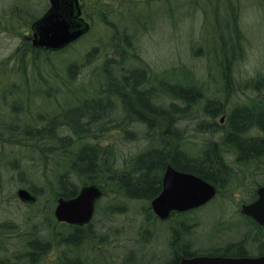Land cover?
Segmentation results:
<instances>
[{"label": "trees", "instance_id": "trees-1", "mask_svg": "<svg viewBox=\"0 0 264 264\" xmlns=\"http://www.w3.org/2000/svg\"><path fill=\"white\" fill-rule=\"evenodd\" d=\"M15 1L10 4L16 7L12 8L14 12L12 15L23 21L28 20L23 16L24 6L28 9L31 1L19 0L21 4L18 9ZM263 1L258 0L264 18ZM243 2V0L167 2V9H170L172 15L168 21L171 25L181 24L184 27L185 19L189 18L191 4L196 11L195 16L201 13L202 18L200 17L197 23L189 18V23L194 24V27L189 25L187 32L179 35L186 37L184 44L187 46L189 56L190 54L192 56H187L186 60L182 61L173 50L169 66L160 70H156L145 56H141L135 50L136 40L146 34L144 32L146 28L143 26H140L137 32L129 33L132 34L129 40L128 36L119 38L114 32L107 36L109 32L104 28L95 29L96 23L113 24L111 18L117 15L112 12L111 7H106L104 0H91V4L88 0H82L84 12L93 7L96 11L95 14L86 15L92 21L93 28L84 37L93 33L88 39L91 42L95 37L106 36L110 39L108 49L112 51L111 55L103 57L101 52L97 54L98 46L93 45L85 51L82 58L70 53L72 60H68L67 57L57 60V56L67 53L68 48L78 41L55 52L35 48L29 40H23L15 54L18 61L13 70L0 65V142L5 145L4 143L11 140L14 145L24 146L22 148L31 149L36 154L41 153L46 168L50 159L52 160L51 163L54 165L52 172H58L55 173L57 177L49 181L53 196V203H50V206L54 204L57 196L65 198L76 196L80 187L86 184H96L102 188L105 197L110 195L114 201L109 206L117 203L121 193L127 199L149 201L148 177L158 175L160 166L157 163L168 158L180 159L183 156L186 159L225 160L227 153H236L237 158L245 162H259L264 158V73L249 80L245 85V88L251 89L255 94L252 97L248 96L250 103H239L229 112L226 109V102L233 95L236 85L234 71L238 62L245 57L247 46L250 44L240 24ZM29 13L28 11L31 26L45 12L34 16ZM147 34L153 35L152 32ZM178 34H181L179 29ZM24 52H28L26 57ZM130 54L136 58L130 59ZM191 58L194 63L202 60L205 70L199 66L188 65ZM175 61L190 67L186 75L176 74L174 70L169 72ZM86 65L92 66L88 72L84 70ZM38 69L39 74L36 72ZM28 72H31L32 77H28L31 84L26 82L28 78L25 79L26 75H29ZM139 73L141 76L137 77ZM206 76H211L214 81L218 76L219 82H215L214 88L205 80L202 81ZM94 82L97 85L94 86ZM208 92L214 96L205 97L204 94ZM64 94L67 95V99L62 98ZM34 99H40L43 105L38 104L41 109L37 112L34 110L32 116L26 117L33 110L30 102ZM198 104H203L202 119L197 122L195 129L199 133L208 132L209 137L205 141L206 146L198 149L200 154L192 155L186 148L180 146L186 130H180L178 125L179 121H184L182 118L187 117L185 115L189 108ZM51 105L58 111H53ZM220 115H223L221 119L225 120L224 126L216 122ZM192 116L193 114H190L188 117ZM136 127L145 129L144 136L140 138L138 134L136 136V132L133 131ZM158 128H163L161 137ZM109 129L122 131V138L127 141L133 140L136 136L147 145L135 156H125L123 163H120L118 148L111 147L108 143L103 144L102 141L104 131ZM257 130L261 133L249 136ZM220 135L222 137L219 140L214 139ZM220 163L211 162L203 167L188 164L184 168L203 177L201 170L206 167L212 176L219 177L222 171ZM135 175H138L139 179L132 181L130 176ZM45 176L49 178L46 173ZM77 178H80L81 186L76 182ZM28 186L30 191L40 198L42 185L28 182ZM49 210L48 217H51L53 216L51 207ZM28 216L32 221V214ZM7 224L0 223V239L1 228ZM55 224L65 226L57 221ZM36 226V224L32 226L33 233ZM3 228L6 231L11 230ZM65 228L69 231L65 230L66 234L60 238V243L64 242L63 255L52 264H103V258L99 255L90 256L79 250L85 235L82 230L77 228L73 239L70 237L71 228L67 226ZM37 242V236L30 238L26 245L28 255L22 256L18 252L11 261L0 258V264H39L38 252L42 248L45 252L51 246L49 242L43 244ZM3 255L4 249L0 246V256Z\"/></svg>", "mask_w": 264, "mask_h": 264}, {"label": "rangeland", "instance_id": "rangeland-1", "mask_svg": "<svg viewBox=\"0 0 264 264\" xmlns=\"http://www.w3.org/2000/svg\"><path fill=\"white\" fill-rule=\"evenodd\" d=\"M30 1L31 2L29 3V8L27 9L26 6H24V15L22 14L24 18L28 20L23 21L22 19H18L12 15V8L16 7H12V5L10 4H13L14 0H0V65H2L3 68L5 66L6 68L8 67V70H13L12 68L16 66L18 59L15 54L22 45L23 40H26V36H28L32 32L31 26L29 24L31 19L28 18V11L30 12L29 14L33 16L37 15L38 13H40L39 15H41L42 13L46 12V10L50 6L49 0ZM184 1L186 0H179V3ZM243 1L244 9H242L240 24L241 28L244 31V34L247 36L246 40H249L250 44L247 46L245 57L238 62L234 71L236 85L233 95L226 102V109L228 112L233 109V106L239 103L242 104L251 102L248 96L252 97L255 96V94L251 89L245 88V85L249 80L254 79L259 74L264 73V18L262 17V10L259 7L258 0ZM19 4H21L19 0H16L15 5H17V9L20 6ZM141 4L143 3H131L128 5L134 6ZM190 4L191 3H188V5ZM262 4L264 5V1ZM152 9L153 12L150 15L147 13L144 14L142 23H140L139 26H148L149 21L150 26L154 29L152 31L153 35H144L143 38H138L134 45L136 47V52L141 56H145L146 59L154 65L156 70H160L162 67L169 66V63L172 60L173 50H175L176 54L179 55L182 61H185L187 56H189L186 50L187 46L184 44V40L186 37L179 35H184L187 32L189 25H192L194 27V24L189 23V18L194 19L197 23L199 21V18H202V16L200 15L201 13H198V16H195L196 11L194 10V6L192 7L191 4L190 12L188 14L189 18L185 19L186 21L183 27L181 24H178L177 26H175L174 24L171 25L168 21L171 19L172 15L167 14V11L164 8L158 9L153 7ZM95 13L96 11L94 7L88 8L87 12H83V17L87 18L86 15ZM100 18L102 17L100 16ZM125 19H128V17H125ZM24 22L26 23V25H23ZM202 24L204 25V21L202 22ZM103 25L104 24L96 23L94 27L96 26L95 29L98 30L101 27L103 28ZM177 29H179L181 34L177 35ZM91 35H93V33L86 35V37L83 36L84 38L81 37L82 39H79L78 42L68 48L67 53L63 54L62 56H57L56 59L59 60V58L67 57L68 60H72L73 58H70L69 56L70 53L73 54V56H79V58H82V55L85 53V51L90 49V47H92L93 45L98 46L97 54L101 52L103 57L112 54V51L108 49V47L110 46L109 38H106V36L105 38H103L104 36L101 35L99 38L95 37V40L92 39V41L90 42V40L88 39L91 38ZM118 35L119 38H123L120 33ZM130 37H128L127 39L129 40ZM117 40L119 41V39ZM190 45H192V43H190ZM77 52H80V54L77 55ZM24 54V56L26 57L28 52H24ZM191 56L192 55L190 54L189 57ZM135 58L136 57L130 54V59ZM7 60L10 61L6 63ZM190 62H187L188 65L190 64L193 67L199 66L203 71L205 70V65L203 64L202 60L195 63L194 60L192 61V63ZM3 63H5L6 65ZM91 68L92 66L88 67L86 65L84 70L88 72L91 70ZM189 68L190 67L186 66V64L182 65L175 61L171 65V69H169V72L174 70L176 74L186 75ZM59 70L60 68L58 67V72ZM38 71L39 69L36 71L37 74H39ZM215 73L217 74L218 72ZM28 74L29 75H26L25 79L28 77H32L30 75L31 72H28ZM87 75L89 74L87 73ZM219 75L220 74L218 73V76ZM139 76H141L140 73L137 75V77ZM218 76L216 77L215 81L211 76L202 78V81L205 80L209 83L210 86H212L211 88H214L215 82H219ZM26 82L31 84L29 78L26 79ZM95 85H97L96 82H94V86ZM77 91L82 92L81 90ZM204 96L212 98L214 94L208 92L206 95L204 94ZM62 98L67 99L68 97L66 94H64ZM34 100L30 102L33 110L26 117L32 116L34 110H36L37 112L41 109L39 105H43L40 99ZM167 102L169 101L167 100ZM52 105L51 107L53 111H58V109ZM202 108L203 104H198L195 107L192 106L191 108H189L187 115H185L187 117L182 118L184 119V121H179L178 125L180 126V130H186L185 138L183 139V141H181L180 146L182 148H186V150L192 155H196L198 153V149H200V147L205 144V141L209 137L208 132L199 133L197 129H195L197 128V122L202 119ZM190 114H193L191 118L188 117ZM222 116L223 115H220L216 119V122L220 126L225 125V120L221 121ZM133 131L136 132V136L137 134L139 135V138L141 136H144V132H146L144 128L140 129V127H136L135 129H133ZM157 131L161 137L163 128H158ZM259 133L261 132L257 130L256 132L250 133L249 136L258 135ZM122 135V131L109 129L107 131H104L102 140L103 144L108 143L111 145V147L118 148L117 150L119 152L118 154L120 155V163H123V158H125V156L129 155L133 157L147 145L145 143H142V139L140 140L136 138V136L133 138V140L127 141L122 138ZM221 137L222 135L217 136V139H214L219 140ZM2 143L0 142V223H8V226L6 225L3 227H7L11 230L6 231L3 227L1 228L2 243L0 239V246L2 247V249H4V255L0 256V258H3V260L11 261L16 257L18 252L22 256L28 255V249L26 248L28 240H30V238L32 237L37 236L38 238H41L43 240V243L49 242L51 246L48 247L45 252L42 250L43 248L38 252V255L40 256L39 264H52L59 259L60 255H63L62 252L64 249V245L62 244L64 242L60 243V238L64 237V235L66 234L65 230L69 231L67 228H65V226L56 225L54 216L48 217L50 215V203L53 202V196L51 194L52 192L50 191L52 189V186L51 184H49V181L50 179L55 178V173H57L58 171L52 172V168L54 165L51 163V159L46 168L43 161L44 157L41 153L36 154V152H32L31 149L29 150L28 148H22L24 146L20 147L18 145H14L11 140H9L8 143H4L5 145H3ZM226 156L227 158H237L236 153H227ZM263 160L264 158L259 160V162L255 164H263L260 163V161ZM257 165L248 163V165L243 168L244 170H246L244 174L250 177L248 180L253 177H255L256 180H262L260 176L251 173L252 168H260ZM261 168L262 170H264V167ZM45 173L46 175L48 174L49 178L45 176ZM28 182H36L38 186L39 184L42 185V194L40 195V198L38 197V201H36L33 205L26 206L22 202H19L17 191L21 188L30 191V189L28 188ZM76 182L81 186L80 178H77ZM118 197L120 201H124V204L127 205V213L120 215V213H118V211L116 210H106V207H108L109 204L114 201L110 195H108L106 198L100 199L97 203V211L94 219L93 230L83 233V235L85 234V236L83 237L81 249L79 248V250L84 251L90 256L94 255L95 257H97L99 255L103 258H100L102 259L103 264H124L125 262L128 264H138L139 261H136V263L127 261V256L130 254V250L134 249L138 254L144 252L146 256L143 260L140 259L141 261L139 264H164L163 262L158 261L148 262V248H144V244L133 242L131 240V237L135 234V232L133 231V229L135 228V224L139 226L142 225V221H136L133 218L139 213L140 210L143 209L145 203L143 201L136 200L130 201L127 198L122 197L121 195H119ZM212 205L218 204L213 202ZM104 209L106 210L105 215L102 213V210ZM29 214H32V221L29 219ZM140 218L143 220L142 216H140ZM34 224L37 225L35 233H33L32 230V226ZM102 227H106L107 232L105 233L106 239L100 241L99 234H101ZM4 235L6 237H3ZM105 247H107V252L104 251ZM139 258L141 257L138 256L137 259Z\"/></svg>", "mask_w": 264, "mask_h": 264}, {"label": "flooded vegetation", "instance_id": "flooded-vegetation-1", "mask_svg": "<svg viewBox=\"0 0 264 264\" xmlns=\"http://www.w3.org/2000/svg\"><path fill=\"white\" fill-rule=\"evenodd\" d=\"M169 1L171 0H104L106 7H111L112 12L118 15L111 18V21L114 22L113 24H104V30H108L109 32L106 35L110 36L114 32L115 35L120 33L123 37L132 36L129 33H135L141 28L138 25L142 23V18L145 13L150 15L153 12V7L158 9L164 8L167 11L169 9H167V2ZM141 2L143 3L141 5H128ZM88 3L91 4V0H88ZM80 4L82 16H84L82 0H80ZM167 14H170V9L167 11ZM120 15L122 18H120ZM125 17H128V19H125ZM85 19L89 22V31H91L93 23L88 18ZM142 26L146 28L144 30L145 35H148L147 33H151L154 30L150 26L149 21L148 26ZM135 27L137 28L134 29ZM103 28L101 27L100 29L103 30ZM211 162H221L222 171L219 177L212 176L206 167L201 170L205 175L203 177L184 168L188 164L203 167ZM248 163L257 165L255 161L245 162L239 158H227L225 160L203 158L186 159L182 156L180 159L168 158L159 161L157 163L160 166L159 174H154L150 178L148 177L150 181L147 188V194L150 196L149 201L146 200L144 202L146 207L144 206L133 218L136 221H142V225L135 224V228L133 229L135 234L131 237V240L144 244V248H148V262L158 261L164 264H178L185 258L197 256L226 258H253L264 256V225L260 224L244 210V205L254 202L258 198V190L264 187V170L261 168L264 167V160L260 161L263 164L257 165L260 167L258 168L259 170L251 169L252 174L262 178L261 181L259 179L256 180L255 177L248 180L250 177L244 174L246 170L243 169ZM169 165L178 171L191 173L204 179L215 188V195L203 205L186 209H171L167 217L161 218L153 209L152 201L163 191V177ZM130 177L132 181L139 179L138 175ZM30 194L32 195L31 200L24 201L18 196L19 202H22L26 206L33 205L38 201V197L33 192H30ZM121 196L125 197L122 193ZM59 198L57 196L54 204L50 206L52 215L59 224L71 228L70 237L74 239L75 235L73 234L77 228L82 230V233L93 230L97 203L100 199L106 197L103 191L102 197L96 202L92 220L85 225L68 224L56 219L55 208ZM128 200L131 201L132 199L128 198ZM213 202L218 205H212ZM127 208L124 201L119 200L114 206L110 205L106 207V210H116L120 215H123L127 213ZM106 210H102L104 215L106 214ZM140 216L143 217V220ZM106 232L107 228L102 227L101 234H99L100 241L106 239ZM39 242L43 244L41 238H38L37 243ZM104 251L107 252V247H105ZM138 256L141 258L137 259ZM127 257V261L140 262L146 256L144 252L138 254L136 250L132 249Z\"/></svg>", "mask_w": 264, "mask_h": 264}, {"label": "water", "instance_id": "water-1", "mask_svg": "<svg viewBox=\"0 0 264 264\" xmlns=\"http://www.w3.org/2000/svg\"><path fill=\"white\" fill-rule=\"evenodd\" d=\"M50 6L31 26L27 39L38 49L61 51L78 41L90 30L89 22L82 16L80 0H49ZM224 118L221 119L223 121ZM103 191L96 184L81 186L76 196L60 197L55 217L60 222L74 225L88 224L95 211L96 202ZM215 195V188L204 179L181 172L171 165L163 177V191L152 201L155 212L165 218L171 209L193 208L205 204ZM21 200H31L26 189H19ZM244 210L264 225V187L258 190V198L244 205ZM178 264H264V256L253 258H226L197 256L185 258Z\"/></svg>", "mask_w": 264, "mask_h": 264}]
</instances>
